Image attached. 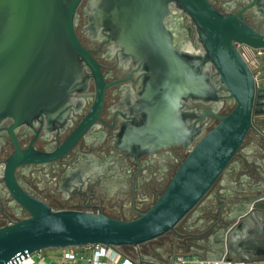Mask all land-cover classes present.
Returning a JSON list of instances; mask_svg holds the SVG:
<instances>
[{"label": "water", "instance_id": "95a60500", "mask_svg": "<svg viewBox=\"0 0 264 264\" xmlns=\"http://www.w3.org/2000/svg\"><path fill=\"white\" fill-rule=\"evenodd\" d=\"M82 1L0 0V121L10 116L14 127L31 125L42 117L64 122L76 106L73 93L84 91L90 76L96 89L88 115L52 152L41 153L31 147L20 151L14 138L17 150L7 159L4 181L28 216L0 227V264H13L46 250L96 244L131 247L137 250L140 264H156L142 258L139 247L176 232V226L238 156L250 133L264 142V80L258 88L238 50L240 45L264 49V33L248 25L242 12L221 13L208 0H87L89 28L102 30L108 40L116 41L121 58L131 59L138 69L150 73L140 99L146 122L131 133V145L151 152L176 144L189 147V152L149 208L130 220L54 210L22 191L13 173L16 167L61 157L97 118L102 105L107 85L100 65L81 45L74 27ZM258 2L253 0L246 8ZM171 9L188 16L201 54L173 48L172 34L165 24ZM221 90L225 97L219 96ZM224 98L232 99L233 107L226 115H219ZM189 101L212 109L206 107L201 115L196 108L187 112ZM190 114L194 122H190ZM206 114L217 120L208 131L201 122ZM254 173L264 182V176ZM261 185L234 193L235 198L247 201L234 205L236 215L221 230L218 248L204 244V254L185 255L205 261L225 257L245 264L264 262Z\"/></svg>", "mask_w": 264, "mask_h": 264}, {"label": "flooded vegetation", "instance_id": "af4514ba", "mask_svg": "<svg viewBox=\"0 0 264 264\" xmlns=\"http://www.w3.org/2000/svg\"><path fill=\"white\" fill-rule=\"evenodd\" d=\"M208 1L221 13L242 12V18L248 25L264 33V0L250 8L246 7L253 0ZM86 3L87 0H83L78 7L74 27L81 45L100 65L102 79L107 85L97 118L83 129L73 146L61 157L47 162L22 164L13 173L22 191L54 210L101 213L112 219L130 220L145 212L162 193L178 165L187 156L189 147L170 144L146 152L131 145V133L146 122V112L140 106V99L146 75L150 73L138 69V64L131 59L121 58L116 41L108 40L102 30L89 28ZM165 24L172 34L174 49L191 55L202 53L195 28L186 14L171 9ZM238 50L252 73L256 74L259 69L254 63L255 50L242 45L238 46ZM257 86L260 88V83ZM95 90L94 79L90 76L87 88L73 93L76 106L64 122H49L42 117L31 125L14 127L12 117L1 119L0 227L28 216L26 210L14 200L4 181L7 159L17 150L14 138L20 151L31 147L41 153L52 152L88 115L95 100ZM226 95L223 90L219 93L220 97ZM221 100L218 114L226 115L232 109L233 101L229 98ZM206 107L212 109L210 105L192 101L185 104L187 112L196 108L198 115L204 114ZM190 116V122H194V116ZM201 122L208 131L217 120L206 114ZM121 147L123 149L120 150ZM241 150L214 185H217V189L210 190L176 226V232L167 233L139 247L142 258L163 264L180 254H204V244L218 248L221 230L230 225L236 215L234 205L241 206L247 201L235 198V192L229 189L231 187L226 186L223 190L220 187L222 179L235 175L243 165L247 166ZM123 252L138 259V252L134 248H124Z\"/></svg>", "mask_w": 264, "mask_h": 264}, {"label": "built area", "instance_id": "2783aa9c", "mask_svg": "<svg viewBox=\"0 0 264 264\" xmlns=\"http://www.w3.org/2000/svg\"><path fill=\"white\" fill-rule=\"evenodd\" d=\"M255 65L259 69L253 74L256 85L264 80V49L255 50ZM58 259L46 257L42 252L28 255L25 259L13 264H140L128 256L121 248L105 245H87L84 247H69L58 250ZM55 261V262H54ZM168 264H245L238 261H227L225 257L220 261H205L196 256L177 255ZM252 264H264L256 262Z\"/></svg>", "mask_w": 264, "mask_h": 264}, {"label": "crops", "instance_id": "0c3cea01", "mask_svg": "<svg viewBox=\"0 0 264 264\" xmlns=\"http://www.w3.org/2000/svg\"><path fill=\"white\" fill-rule=\"evenodd\" d=\"M242 147V152L245 155L247 166L240 167L239 171L231 176L224 178L220 181V187L229 186L231 192H239L241 188L251 189L252 187L259 186L263 188V180L257 177L254 171L264 176V142L252 133L246 138ZM237 202H234V204Z\"/></svg>", "mask_w": 264, "mask_h": 264}, {"label": "rangeland", "instance_id": "374dc122", "mask_svg": "<svg viewBox=\"0 0 264 264\" xmlns=\"http://www.w3.org/2000/svg\"><path fill=\"white\" fill-rule=\"evenodd\" d=\"M245 145H246V141H245ZM217 189V185L214 186L211 191H215ZM122 250V248H121ZM123 251V250H122ZM46 257H51L52 259H54L55 261L58 259V250H46L42 252ZM54 261V262H55Z\"/></svg>", "mask_w": 264, "mask_h": 264}, {"label": "trees", "instance_id": "16d2710c", "mask_svg": "<svg viewBox=\"0 0 264 264\" xmlns=\"http://www.w3.org/2000/svg\"><path fill=\"white\" fill-rule=\"evenodd\" d=\"M124 248H127L126 246L125 247H122V250H124ZM130 248V247H129ZM128 255V254H127ZM129 256V255H128Z\"/></svg>", "mask_w": 264, "mask_h": 264}]
</instances>
